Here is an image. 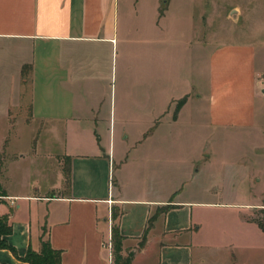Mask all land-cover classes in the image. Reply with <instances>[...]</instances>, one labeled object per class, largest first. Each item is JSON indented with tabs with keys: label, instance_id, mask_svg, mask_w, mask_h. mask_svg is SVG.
Here are the masks:
<instances>
[{
	"label": "crops",
	"instance_id": "0c3cea01",
	"mask_svg": "<svg viewBox=\"0 0 264 264\" xmlns=\"http://www.w3.org/2000/svg\"><path fill=\"white\" fill-rule=\"evenodd\" d=\"M241 5L212 8L210 18L235 13L244 23L232 24L229 38L203 37L198 86L192 66L177 75L174 62L160 64L159 39L151 36L139 39L132 91L119 0H0V114L11 123L23 110L26 121L63 138L56 151L40 153L34 144L0 162V215L11 227L3 237L14 248L0 247V263L29 264L21 256L49 239L60 264H113L108 242L116 225L121 253L133 251L130 264H264L251 254L262 244L257 235L264 237L256 157H243L233 176L223 162L208 174L191 151L209 126L264 136V3ZM131 124L139 135L124 140ZM26 155L39 177L12 188L4 172ZM213 209L217 216L206 214ZM195 247L218 253L195 254Z\"/></svg>",
	"mask_w": 264,
	"mask_h": 264
},
{
	"label": "rangeland",
	"instance_id": "374dc122",
	"mask_svg": "<svg viewBox=\"0 0 264 264\" xmlns=\"http://www.w3.org/2000/svg\"><path fill=\"white\" fill-rule=\"evenodd\" d=\"M164 18L159 19V29L156 31L155 19L158 20V6L163 4V0H119L121 14H123L129 33L127 60L130 63L126 73V79L132 91L134 90V81L137 78L138 71L136 63L139 60L140 53V38L154 36L159 39V61L160 64H168L174 62L176 65V73L178 71L184 73L188 66H192L193 83L198 86V79L194 70L199 68L200 62L203 67V58L207 53L205 49H201L199 44L204 36L208 42H215L222 39L234 36L231 31L232 24L244 21L235 20V13H230L227 19H216L217 16L210 18L212 8L217 4L241 2L242 7H246L249 0H165ZM252 1V0H250ZM264 3V0H257ZM236 11V10H235ZM206 27V28H205ZM228 31V32H226ZM231 31V32H230ZM259 34L260 32H255ZM236 35V34H235ZM210 49V46H208ZM209 51V50H208ZM261 84H264V74H262ZM132 102H129V106ZM15 121L8 122L7 117L0 114V146L4 144L2 149L4 153L0 156V162L4 159L13 156L16 152H25L34 149L37 146V151L46 153L48 150H58L61 145L62 133L60 131H47L40 126L37 121H26L24 111L17 110L15 113ZM134 124H131L133 130L126 133L124 140L136 139L139 132L135 131ZM193 129H195L193 127ZM195 133L194 130H191ZM187 134V133H185ZM189 134V133H188ZM197 138L193 137L194 146L192 147V156L197 157L201 162L199 167L206 173L217 170L221 162L223 172H227L230 176L242 170L243 157H256V171L264 175V136L261 130L252 129H225L216 131L212 127L204 128L198 132ZM202 141V143L200 142ZM201 143V144H200ZM34 151V150H33ZM179 155V149H177ZM184 152V151H183ZM5 157V158H4ZM39 159V154L37 156ZM184 160V157H183ZM186 160V157H185ZM36 164L33 159L26 155L22 159L9 162L8 170L4 172L8 175V182L12 188L20 186L24 180H30L31 176H38ZM217 167V168H216ZM26 173V174H24ZM39 177V176H38ZM41 177V176H40ZM1 190V185H0ZM264 201V196L262 197ZM218 211L215 209L207 210L206 214L217 216ZM257 217L263 218V214L258 213ZM214 222V221H213ZM262 244L257 242L256 248L251 251L255 259L263 260L264 258V237ZM195 247L194 253L200 252L204 255L218 253V250L212 248H202L200 251ZM111 251L113 255V264L115 263V252L111 240ZM104 252H107V247H104ZM125 255V252L122 253ZM210 264H217V261L211 259Z\"/></svg>",
	"mask_w": 264,
	"mask_h": 264
},
{
	"label": "trees",
	"instance_id": "16d2710c",
	"mask_svg": "<svg viewBox=\"0 0 264 264\" xmlns=\"http://www.w3.org/2000/svg\"><path fill=\"white\" fill-rule=\"evenodd\" d=\"M184 99L185 97H182L177 101L175 112L178 110ZM113 214L115 215V212ZM257 222L264 229V213L263 218L257 219ZM10 229L11 227L8 223V215H0V247L9 248L14 251L13 246H11L3 237V235L8 233ZM111 240L113 244V250L116 254L114 257V264H130L133 251L128 250L125 255L121 253L122 235L119 233L118 227L116 225H112L111 227ZM21 259L27 261L29 264H60L61 250L53 247L49 239H41L39 249L35 250L29 247L26 253L21 256Z\"/></svg>",
	"mask_w": 264,
	"mask_h": 264
},
{
	"label": "built area",
	"instance_id": "2783aa9c",
	"mask_svg": "<svg viewBox=\"0 0 264 264\" xmlns=\"http://www.w3.org/2000/svg\"><path fill=\"white\" fill-rule=\"evenodd\" d=\"M108 247L111 249V242H108ZM111 253V252H110Z\"/></svg>",
	"mask_w": 264,
	"mask_h": 264
}]
</instances>
